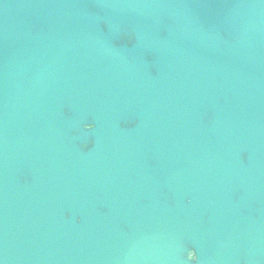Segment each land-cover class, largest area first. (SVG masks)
Segmentation results:
<instances>
[{
  "label": "water",
  "instance_id": "water-1",
  "mask_svg": "<svg viewBox=\"0 0 264 264\" xmlns=\"http://www.w3.org/2000/svg\"><path fill=\"white\" fill-rule=\"evenodd\" d=\"M228 258L264 264V0H0V264Z\"/></svg>",
  "mask_w": 264,
  "mask_h": 264
}]
</instances>
